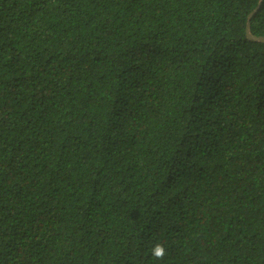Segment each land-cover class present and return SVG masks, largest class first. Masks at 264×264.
I'll return each instance as SVG.
<instances>
[{
	"label": "trees",
	"instance_id": "trees-1",
	"mask_svg": "<svg viewBox=\"0 0 264 264\" xmlns=\"http://www.w3.org/2000/svg\"><path fill=\"white\" fill-rule=\"evenodd\" d=\"M264 0H0V264H264Z\"/></svg>",
	"mask_w": 264,
	"mask_h": 264
},
{
	"label": "water",
	"instance_id": "water-1",
	"mask_svg": "<svg viewBox=\"0 0 264 264\" xmlns=\"http://www.w3.org/2000/svg\"><path fill=\"white\" fill-rule=\"evenodd\" d=\"M259 1L261 2V0ZM259 7H260V4H258V6L247 17L246 26H245V36L250 41L260 42L264 44L263 36H254L251 34V31H250V20L254 16V14L258 11Z\"/></svg>",
	"mask_w": 264,
	"mask_h": 264
}]
</instances>
